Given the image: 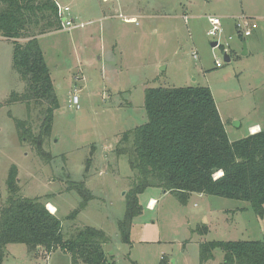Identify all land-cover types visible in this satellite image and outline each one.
Here are the masks:
<instances>
[{
  "label": "rangeland",
  "instance_id": "rangeland-1",
  "mask_svg": "<svg viewBox=\"0 0 264 264\" xmlns=\"http://www.w3.org/2000/svg\"><path fill=\"white\" fill-rule=\"evenodd\" d=\"M55 1L83 26L37 36L59 102L42 153L15 127L14 119H24L36 133L39 109L8 101L24 83L12 67V41L0 35V203L15 165L20 193L49 195L65 238L84 226L111 238L102 245L109 264H159L162 257L168 264H219L223 251L215 249L213 258L202 262L200 244L264 238V212L256 215L246 201L191 192L181 202L169 191L148 188L139 195L142 213L133 220L130 243L122 242L117 222L137 173L125 156L115 154L122 132L147 121L143 99L149 87H208L230 141L245 137L248 125L264 129V0H108L101 9V0ZM95 11L100 19L88 21ZM130 14L137 23L125 20ZM208 15L222 23L216 47L206 34ZM241 15L257 23L243 39L234 26ZM220 44L230 54L228 62ZM75 180L92 196L86 208L68 217L81 200L67 189ZM204 227L206 233H199ZM2 264H71V257L60 249L33 255L14 243L6 246Z\"/></svg>",
  "mask_w": 264,
  "mask_h": 264
},
{
  "label": "trees",
  "instance_id": "trees-1",
  "mask_svg": "<svg viewBox=\"0 0 264 264\" xmlns=\"http://www.w3.org/2000/svg\"><path fill=\"white\" fill-rule=\"evenodd\" d=\"M57 10L55 0H0V35L12 41V67L24 83L23 91L12 92L8 101L38 107L36 133L24 119L16 118L14 123L21 138L39 153L52 131L59 102L37 36L62 28ZM21 38L28 39L21 43ZM143 107L147 121L122 132L115 146V154L125 156L129 168L137 173L125 195V212L117 222L119 240L130 243L131 225L142 213L139 195L148 188L169 191L181 202L191 192L246 201L256 215L263 216L264 129L230 141L205 86L149 87L144 91ZM67 189L81 197L68 215L74 217L87 207L92 193L82 180L73 181ZM48 202L49 195L23 196L17 167L9 168L6 198L0 203V264L6 246L14 243L24 244L33 255L60 249L70 254L71 264H109L102 245L111 238L93 226L78 228L65 238L56 212L46 207ZM206 231L204 227L199 233ZM199 247L202 262L212 259L218 248L224 253L219 264H264V238L213 240ZM159 264H168L165 257Z\"/></svg>",
  "mask_w": 264,
  "mask_h": 264
},
{
  "label": "built area",
  "instance_id": "built-area-1",
  "mask_svg": "<svg viewBox=\"0 0 264 264\" xmlns=\"http://www.w3.org/2000/svg\"><path fill=\"white\" fill-rule=\"evenodd\" d=\"M58 6V16L61 19V26L67 29H70L72 27H82L83 23H75L73 21V18H69L65 13L69 12V8L67 6ZM186 19V18H185ZM262 21L264 22V17L262 18ZM207 22L209 24L208 29L206 30V34L212 38L216 39L217 45L218 46V39L220 37L221 31H222V23L221 20L219 18V16H215V15H210L207 16ZM236 32L238 35H240L241 37H247L250 36L252 33V29L257 27V23L255 21V19L251 18V17H247L245 15H241V16H237L235 18V23H234ZM222 45V44H220ZM219 45V47H220ZM215 46V47H216ZM223 46V45H222ZM221 48V47H220ZM224 52L223 55H228L230 56L229 52L227 51V49H225V47L221 48ZM193 56L195 57V54H193ZM222 65V63L218 60L215 59V66L216 67H220ZM72 104L75 105L76 108H78V97L76 95L72 96V100H71Z\"/></svg>",
  "mask_w": 264,
  "mask_h": 264
},
{
  "label": "crops",
  "instance_id": "crops-1",
  "mask_svg": "<svg viewBox=\"0 0 264 264\" xmlns=\"http://www.w3.org/2000/svg\"><path fill=\"white\" fill-rule=\"evenodd\" d=\"M105 1H108V0H101V3L99 4L100 9L102 8V3L105 2ZM117 6H119V5H117ZM91 16H92V19H89V20H88V21H90V22H92V21H94V20H97V19H100V16H98V14H97L96 11H95L93 14H91ZM208 16H210V15H208ZM215 16H216V15H215ZM128 17H130V18H132V19H129V20H128V19H125L127 22H133V21H135V20H134V19H135L134 14H130ZM128 17H127V18H128ZM135 22L137 23V21H135ZM75 28H78V27H75ZM243 43H244V42H243ZM253 48H255V47H253ZM232 52L235 53V55L238 54L235 50H232ZM247 53H248V50H247ZM247 53H246V54H247ZM215 104H216V102H215ZM216 107H217V105H216ZM217 110H218V112H219L218 107H217ZM219 115H220V112H219ZM220 117H221V115H220ZM247 130H248L247 134H248V133H254V132H257V131L261 130V126H260V124H258V123L251 124V125H248ZM151 199L154 201V198L149 197V200H151ZM47 205H50V206L52 207L53 210H49V208H47L51 213H55V212H57L56 206H55L53 203L48 202ZM152 205H153V204H149V208H150ZM47 207H48V206H47Z\"/></svg>",
  "mask_w": 264,
  "mask_h": 264
},
{
  "label": "water",
  "instance_id": "water-1",
  "mask_svg": "<svg viewBox=\"0 0 264 264\" xmlns=\"http://www.w3.org/2000/svg\"><path fill=\"white\" fill-rule=\"evenodd\" d=\"M210 45H211V47H215L217 45V42L216 41H212V42H210ZM241 53H242V55H245L247 53V48H246V44L245 43H243V45H242V52ZM223 59H224L225 62H228L230 60V57L225 54Z\"/></svg>",
  "mask_w": 264,
  "mask_h": 264
},
{
  "label": "bare ground",
  "instance_id": "bare-ground-1",
  "mask_svg": "<svg viewBox=\"0 0 264 264\" xmlns=\"http://www.w3.org/2000/svg\"><path fill=\"white\" fill-rule=\"evenodd\" d=\"M153 202H154V201L151 199V200L149 201V204H153ZM48 207H49V208H52L50 205H48Z\"/></svg>",
  "mask_w": 264,
  "mask_h": 264
}]
</instances>
